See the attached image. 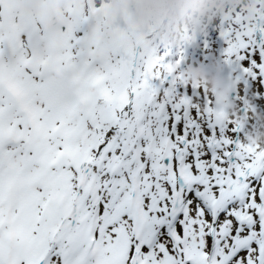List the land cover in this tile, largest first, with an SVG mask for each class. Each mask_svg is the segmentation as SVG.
<instances>
[{
  "label": "snow or ice",
  "instance_id": "6c2138e0",
  "mask_svg": "<svg viewBox=\"0 0 264 264\" xmlns=\"http://www.w3.org/2000/svg\"><path fill=\"white\" fill-rule=\"evenodd\" d=\"M57 3L0 0V264H264V145L177 90L170 47ZM213 22L237 106L264 110V0Z\"/></svg>",
  "mask_w": 264,
  "mask_h": 264
},
{
  "label": "clouds",
  "instance_id": "9594fccd",
  "mask_svg": "<svg viewBox=\"0 0 264 264\" xmlns=\"http://www.w3.org/2000/svg\"><path fill=\"white\" fill-rule=\"evenodd\" d=\"M105 7L108 18L117 22L127 17V33L118 31L116 35L135 34L142 37V43L158 42L162 46L183 49L191 42L189 37L208 26L215 9L233 4L235 0H100ZM249 6L253 0H245ZM35 6V5H33ZM134 38V37H133ZM173 78H178L190 87L204 89L214 101V114L234 123L243 124L237 116L236 105L229 100L238 89L240 80L236 76L226 75L223 66L211 60L207 65L185 63L183 66L175 59L169 58L162 69ZM158 94L159 89L153 88ZM183 99V97H181ZM191 102V98H189ZM246 113L255 122L243 135L245 147L264 145V112L247 98Z\"/></svg>",
  "mask_w": 264,
  "mask_h": 264
},
{
  "label": "rangeland",
  "instance_id": "374dc122",
  "mask_svg": "<svg viewBox=\"0 0 264 264\" xmlns=\"http://www.w3.org/2000/svg\"><path fill=\"white\" fill-rule=\"evenodd\" d=\"M33 3H35L36 4V6L38 5V3L37 2H33ZM60 3L61 4H63V7H65V4L63 3V1H60ZM215 12H216V9L214 10ZM216 14V13H215ZM214 17H215V15L214 16H212L211 17V21L210 22H213V19H214ZM111 20V19H110ZM112 21V20H111ZM113 22V24L114 25H116L118 28H121V29H125V30H127V17L125 16L123 19H121L119 22H117V21H112ZM118 23H120V25H118ZM208 31L210 32V31H212V27H211V25L208 27ZM208 35H205V34H202V33H200L199 35H198V39L199 38H203V37H207ZM202 40L201 41H198V47H201V48H203L204 47V45H202ZM154 43H156V44H158V46H159V48H161V45L158 43V42H155L154 41ZM195 46V45H194ZM159 48H158V50H159ZM172 51H173V53H175L176 51H177V49L175 48V47H172ZM174 56H175V54H174ZM212 60V57L210 58V61ZM209 61V62H210ZM235 75H236V73H235ZM177 90H179V86H178V88H177ZM188 90H190V87L186 90V91H188Z\"/></svg>",
  "mask_w": 264,
  "mask_h": 264
},
{
  "label": "flooded vegetation",
  "instance_id": "af4514ba",
  "mask_svg": "<svg viewBox=\"0 0 264 264\" xmlns=\"http://www.w3.org/2000/svg\"><path fill=\"white\" fill-rule=\"evenodd\" d=\"M187 63H188V62H187ZM248 87H249V88L252 87L251 83H249ZM233 93H234V92H233ZM233 93H232V95L229 97V100H231V101H233V102L235 103V105H236V109H237V116H238V118H239L240 120L245 121V123H243V124H239V123H237V124L243 126V128H244V132H245V131L248 130L249 127H254V126H255V122L251 120L250 123L248 124V120H250V119L248 118V114L246 113L247 101L244 103V108H243V110L240 109V108L237 106L236 100L233 99ZM256 98H258V97H255V96H254V99H256ZM260 110H261V109H260ZM261 111L264 112V110H261ZM242 113H246V114H247V120L245 119V116H244V114H242ZM237 135H242V133H238Z\"/></svg>",
  "mask_w": 264,
  "mask_h": 264
},
{
  "label": "bare ground",
  "instance_id": "6f19581e",
  "mask_svg": "<svg viewBox=\"0 0 264 264\" xmlns=\"http://www.w3.org/2000/svg\"><path fill=\"white\" fill-rule=\"evenodd\" d=\"M61 1H63V0H61ZM33 5H35V4L34 3L33 4L28 3L27 0H21V7H24V8H36L37 7L36 5L35 6H33ZM109 19H111L112 21H117L115 18H109ZM118 25H120V23H118Z\"/></svg>",
  "mask_w": 264,
  "mask_h": 264
}]
</instances>
